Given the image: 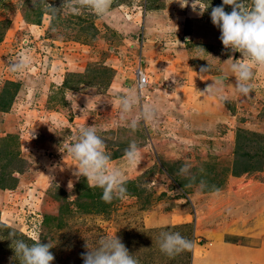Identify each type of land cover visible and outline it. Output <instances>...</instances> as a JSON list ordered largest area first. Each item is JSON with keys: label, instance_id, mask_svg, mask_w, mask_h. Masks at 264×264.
<instances>
[{"label": "rangeland", "instance_id": "obj_1", "mask_svg": "<svg viewBox=\"0 0 264 264\" xmlns=\"http://www.w3.org/2000/svg\"><path fill=\"white\" fill-rule=\"evenodd\" d=\"M194 2L113 0L98 17L73 12L72 0H0V264H18L10 231L29 244L52 243L53 264H84L86 243L114 235L139 264H192L196 244L206 242L196 220L245 233L226 232L236 247H262L264 68L252 69L248 96L238 93L231 65L242 61L225 62L240 54L224 50L211 8L193 10L222 0ZM21 53L28 67L12 71ZM139 65L150 81L141 91ZM122 96L135 100L129 113L117 103ZM93 125L109 167L126 181L125 198L111 203L73 175L68 148ZM133 142L140 153L129 165ZM185 165L188 177L179 174ZM161 232H179L193 246L169 258L157 243Z\"/></svg>", "mask_w": 264, "mask_h": 264}, {"label": "clouds", "instance_id": "obj_2", "mask_svg": "<svg viewBox=\"0 0 264 264\" xmlns=\"http://www.w3.org/2000/svg\"><path fill=\"white\" fill-rule=\"evenodd\" d=\"M37 2L44 4L45 0H33L34 4ZM72 3L78 6L72 8L73 12L87 9L98 17H103L108 13L113 0H72ZM185 4L187 5V0ZM195 4L197 0L193 3ZM46 6L53 8L50 4ZM209 8H211V22L220 31L219 39L224 50L240 54V59L230 57L225 62L242 61L233 62L231 65L235 73L233 87L241 95L248 96L252 90L250 84L254 76L252 69L264 68V0H222L219 6L203 5L193 10L198 9L199 15L202 16ZM226 8H231V11H226ZM199 49L204 51L203 48ZM28 63V58L21 53L10 64V68L12 71H23L28 67ZM208 68L209 66L201 68L200 73L207 71ZM223 79V76H219L215 83L221 84ZM214 88L215 84L212 83L206 93L213 91ZM117 103L121 106L122 113H129L135 100L131 96H122L117 99ZM151 117L152 110L145 108L144 118L151 119ZM130 127L135 130L138 127L137 120H133ZM105 147L104 141L97 135L96 126H86L79 129L74 142L68 148V153L78 165L73 175L78 180L81 177L86 179L90 187L101 189L102 201L111 203L114 199L125 198L127 189L123 173L119 169L109 167L110 156L106 153ZM139 153L140 149L133 142L125 149L124 158L129 165H134ZM179 174L190 176L189 167L187 165L182 167ZM69 187H73L72 181H69ZM200 187H207L206 182L201 181ZM218 193L219 189H215L214 194ZM6 240L11 242L10 248L14 252L11 261L15 260L18 264H53L55 257L50 251L53 244L49 241L42 243L38 237H33V242L29 244L24 239L18 238L15 231H10ZM157 243L160 251L169 258H175L193 246L192 241L179 232H161ZM85 247L87 251L81 256L84 264H139V260L129 252L117 235L100 238L94 248H89L87 243Z\"/></svg>", "mask_w": 264, "mask_h": 264}, {"label": "crops", "instance_id": "obj_3", "mask_svg": "<svg viewBox=\"0 0 264 264\" xmlns=\"http://www.w3.org/2000/svg\"><path fill=\"white\" fill-rule=\"evenodd\" d=\"M237 189L238 188H235V190ZM261 204H264V197L261 200ZM235 207L236 205L232 206L231 212L235 211ZM186 221L189 220L186 219ZM195 222L196 225L194 226V230L196 234L199 233L200 235H203L206 238V242L203 245L196 244L194 248V251H196V253L194 252L193 254L192 264H264L263 231L261 233H256L257 237H259L263 241V245L261 248L243 246L236 247L231 242L225 239L226 232L230 236L231 234L240 235L242 233H235L234 231V233H232V227L230 225H228L227 227L226 225H222V228L220 225L218 229H222V231L216 232L214 228L208 227V225H200V222L198 220H196ZM258 225H260V229L263 230V220L259 221ZM242 236H245V233L242 234Z\"/></svg>", "mask_w": 264, "mask_h": 264}, {"label": "built area", "instance_id": "obj_4", "mask_svg": "<svg viewBox=\"0 0 264 264\" xmlns=\"http://www.w3.org/2000/svg\"><path fill=\"white\" fill-rule=\"evenodd\" d=\"M135 77H136V85L140 91L148 86L150 82L149 77L146 71H144L140 65L135 70Z\"/></svg>", "mask_w": 264, "mask_h": 264}, {"label": "trees", "instance_id": "obj_5", "mask_svg": "<svg viewBox=\"0 0 264 264\" xmlns=\"http://www.w3.org/2000/svg\"><path fill=\"white\" fill-rule=\"evenodd\" d=\"M255 136H257V135H255ZM246 166V165H245ZM248 166V165H247Z\"/></svg>", "mask_w": 264, "mask_h": 264}]
</instances>
